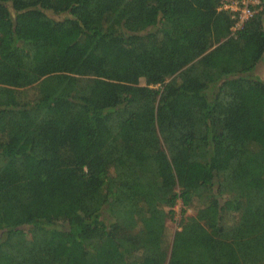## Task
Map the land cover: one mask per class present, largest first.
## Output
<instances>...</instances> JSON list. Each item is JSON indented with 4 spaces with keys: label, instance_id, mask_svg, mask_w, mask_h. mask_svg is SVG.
I'll use <instances>...</instances> for the list:
<instances>
[{
    "label": "trees",
    "instance_id": "trees-1",
    "mask_svg": "<svg viewBox=\"0 0 264 264\" xmlns=\"http://www.w3.org/2000/svg\"><path fill=\"white\" fill-rule=\"evenodd\" d=\"M221 1L0 0V264H264V0Z\"/></svg>",
    "mask_w": 264,
    "mask_h": 264
},
{
    "label": "built area",
    "instance_id": "built-area-1",
    "mask_svg": "<svg viewBox=\"0 0 264 264\" xmlns=\"http://www.w3.org/2000/svg\"><path fill=\"white\" fill-rule=\"evenodd\" d=\"M261 9L260 0H222L217 8L218 11L228 13L232 20L230 36L242 30Z\"/></svg>",
    "mask_w": 264,
    "mask_h": 264
},
{
    "label": "rangeland",
    "instance_id": "rangeland-1",
    "mask_svg": "<svg viewBox=\"0 0 264 264\" xmlns=\"http://www.w3.org/2000/svg\"><path fill=\"white\" fill-rule=\"evenodd\" d=\"M263 65H264L263 63L258 64L256 70L254 71V74L260 76L261 78L264 77ZM141 84H143V81H141ZM262 182H263V178H259L256 181L257 184L258 183L261 184ZM173 210H174L173 211L174 215L171 218H169L165 223L167 228L168 241L170 242L172 241L174 233L179 230V223L182 218V206L180 201H178V203L176 204ZM193 214H194V210L192 208L188 209L186 212L187 216H193Z\"/></svg>",
    "mask_w": 264,
    "mask_h": 264
}]
</instances>
